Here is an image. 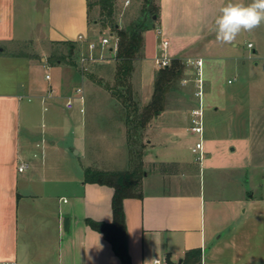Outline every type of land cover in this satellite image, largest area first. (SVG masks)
I'll return each instance as SVG.
<instances>
[{
    "label": "crops",
    "instance_id": "0c3cea01",
    "mask_svg": "<svg viewBox=\"0 0 264 264\" xmlns=\"http://www.w3.org/2000/svg\"><path fill=\"white\" fill-rule=\"evenodd\" d=\"M116 1L117 10L127 13L126 19L142 0ZM229 2L249 4L252 0H158L157 27L170 43L167 56L184 62L203 59L211 69L224 63L226 68L225 56L217 49L221 42L216 39L215 20ZM28 7L42 16L40 23L22 20ZM29 28L34 31L26 32ZM259 35L264 37V23L251 32H241L233 47L244 38L247 46L253 43L257 54L264 46ZM81 36L85 40L80 41ZM92 37L88 0H0V53L31 42L39 46L72 42L75 57L81 58L89 53L87 43ZM106 50L115 62L111 48L99 49L96 55ZM150 50L154 51L151 59ZM143 55L138 66L141 89L150 100L158 71L155 59L162 55L156 30L144 33ZM41 61L39 65L28 58L30 70L43 68L50 82L53 76L63 89L77 80L81 83L78 89L84 88L86 76L80 66L54 68L48 60ZM26 94L42 103L51 96L32 89L27 93L0 91V263L122 264L111 244L87 224V220L113 222L114 189L85 183V169L92 167H70L63 172L61 161L53 165L46 160L44 137L36 138L38 132L30 125L24 134L21 131V113L29 123L34 110L22 108ZM66 97L69 119L80 122L85 104L72 91ZM70 99L75 100L72 110L66 107ZM161 118L148 128L144 157L150 164L164 166V172L157 171L154 178L165 180L149 185L146 175L142 197L124 202L132 264L154 260L162 264H264V151L263 164H259L253 135L233 125L228 138L206 139L202 162L179 155L160 157L156 152L178 143L182 130L166 124L153 136L150 132ZM81 146L80 141L73 143L70 152L76 155ZM22 165L27 168L21 173ZM194 251L200 257L187 259Z\"/></svg>",
    "mask_w": 264,
    "mask_h": 264
},
{
    "label": "rangeland",
    "instance_id": "374dc122",
    "mask_svg": "<svg viewBox=\"0 0 264 264\" xmlns=\"http://www.w3.org/2000/svg\"><path fill=\"white\" fill-rule=\"evenodd\" d=\"M90 1L92 4L90 18L92 21H96L91 25L92 39L95 42H100L110 33L113 34V31L111 27L103 25L102 10L100 5H97L99 0ZM143 8L144 5L141 1L137 9L132 10L126 19L124 18L127 13L124 15V13L117 11L119 14L117 13L116 22L125 27L133 22L141 21L144 18ZM26 12L21 15L24 22L25 19L31 23H40L43 20L42 16L32 12L29 7ZM31 31L34 30L31 28L26 30V32ZM32 33L35 34V32ZM150 36L152 37L153 34ZM259 36L263 41V35ZM217 49L225 56L227 67L225 68L224 63H221L218 69L214 67L211 69L207 62L204 64V80L208 84L203 99L205 108L203 141L206 139H226L228 138V131L233 130L232 127L235 125L243 134L253 135L256 159L259 164H263L261 160H263L264 151V46L255 54L253 49L248 48L246 39L243 38L239 40V46L236 48L233 47V43H221L218 44ZM4 51V53H0L1 92L20 91L27 93L28 90L32 89V91H41L47 95L51 94L44 103L41 102V99H35L26 94L21 103L24 111L34 109L29 118L30 124L26 123L25 113L23 115L21 113L22 134L30 125L35 133L38 132L36 138L44 137L46 141L44 146L45 157L48 162L53 164L56 161H61L63 172H66V169L70 167L83 169L87 166L108 172H123L132 170L138 163H142L144 171L142 190L146 175L149 179H147L149 185L157 186L161 184L159 182L165 180L163 176L158 177L156 175L154 178L157 171L164 172V166L159 167L150 164L144 157L149 127L142 131L138 147H130L128 144V129L125 123L127 110L123 100L116 95V64L111 61L112 55L107 50L103 54L106 61L96 64L90 75L85 78L86 84L82 89L86 96L85 114L81 115L80 122L69 119L68 114L70 113L66 112L64 106L66 95L71 91L76 95L75 91L81 88V83L77 80L72 86H65V91L64 86L59 85L53 76L51 82L45 79L46 72L43 68H35L31 71L28 64V58L39 65L42 64L41 59L44 58L48 60L50 66L56 68L57 65H54V61L51 63V59L58 54L67 57L65 62H68V65L65 67L77 69L80 66V58L70 59L68 46L48 43L39 46L31 42L25 46H15L14 49L4 48ZM12 53L23 57H12ZM147 55L149 59L153 58L154 51H148ZM71 62H75L76 65H69ZM182 62L185 65V62ZM137 66L131 83L134 89L135 102L142 110L151 102L152 98L147 100L142 93L139 67ZM74 74L76 75V73ZM194 79V68L185 65L182 79L167 94L166 109L161 115L162 118L156 122L152 132H150L153 136L157 135L159 128L166 124H175L182 128L178 143L168 144V147H161L156 152L160 157L179 155L186 160H194L199 157L192 153V149L200 138L192 135L187 127L191 112L198 105L194 96L196 89ZM229 81L232 83L230 84ZM22 84H24V88H21ZM133 108L131 106L130 110L134 111ZM217 108L218 111L215 110ZM78 141L82 143V146L80 147L81 150L77 149L75 155V152H70L69 147Z\"/></svg>",
    "mask_w": 264,
    "mask_h": 264
},
{
    "label": "trees",
    "instance_id": "16d2710c",
    "mask_svg": "<svg viewBox=\"0 0 264 264\" xmlns=\"http://www.w3.org/2000/svg\"><path fill=\"white\" fill-rule=\"evenodd\" d=\"M144 8V18L139 22H133L121 26L116 22V17L119 14L117 11L116 0H99L97 5H100L103 14V25L111 27L115 38L118 39V47L115 53V91L116 95L123 100L126 115L125 123L128 129V144L130 147H138L142 131L146 130L151 125V122L161 116L166 109V98L175 85L183 77L185 71L184 63L179 59L172 60L171 66L160 69L156 72L154 93L151 102L142 110L135 102L134 89L132 78L135 67L143 60L144 53V33L151 30H156L160 18V5L158 0H142ZM89 8V25L91 26L96 21L90 18L92 4L88 0ZM118 13V14H117ZM57 45L68 46L70 48L69 57H75L76 44L72 42L59 43ZM67 57L54 55L51 63L54 65H68ZM75 66V62L69 63ZM137 66V67H138ZM96 67H91L90 72ZM90 72L83 73L86 77ZM133 106L134 111L130 108ZM140 148V147H139ZM138 155V152L136 150ZM144 177L143 164L138 163L134 169L123 172H108L93 168L85 169V183L98 184L108 186L114 189L113 197V222L111 224L95 222L87 220V224L96 232L103 235L108 241L116 256L122 264H132V259L129 253L128 230L126 223V214L124 210V202L128 199H137L142 197V181ZM200 257L199 251L190 252V257ZM189 263V260H187ZM195 263V261L193 262Z\"/></svg>",
    "mask_w": 264,
    "mask_h": 264
},
{
    "label": "built area",
    "instance_id": "2783aa9c",
    "mask_svg": "<svg viewBox=\"0 0 264 264\" xmlns=\"http://www.w3.org/2000/svg\"><path fill=\"white\" fill-rule=\"evenodd\" d=\"M130 2H127V5ZM156 32L158 36L160 37V47L162 50V55L157 57L155 59V66L158 70L167 68L171 65L172 60L167 56L166 52L170 46V43L167 39H165L162 35L161 30L157 27ZM80 41L85 40L84 37H79ZM88 46V51L89 53L87 55L82 56L79 59V64L82 73H88L91 70V67L100 63V62H105L106 60L104 59V55H96V52L101 49L104 50L106 48H111L115 53L118 47V39L115 38V36H107L100 40V42H95V41H89L87 43ZM249 49H254L253 43L248 44ZM204 60L203 59H196V60H188L185 62V65L189 68H194L195 71V99L198 103L197 107L194 108L191 112L190 116V121H189V127L188 130L192 135L199 136L200 140L196 143L195 147L192 149V153L195 155H198V159L200 162L204 160V141L203 137L205 134V125H204V113H205V108L203 104V99L206 95L207 92V83L204 80ZM46 79L48 81L51 80V76L47 75ZM231 84L232 81H229ZM76 96L80 100V102L84 105L86 98L84 91L82 89H78L76 91ZM75 106V100L70 99L66 107L68 110H72ZM82 113H85V109L83 108L81 110ZM27 166L22 165L19 168V172H24L26 170ZM0 264H12V263H0ZM146 264H162V261L160 260H154L152 263H146Z\"/></svg>",
    "mask_w": 264,
    "mask_h": 264
},
{
    "label": "clouds",
    "instance_id": "9594fccd",
    "mask_svg": "<svg viewBox=\"0 0 264 264\" xmlns=\"http://www.w3.org/2000/svg\"><path fill=\"white\" fill-rule=\"evenodd\" d=\"M264 23V0L249 4L229 2L220 9L215 20L216 39L221 43H234L241 32H251Z\"/></svg>",
    "mask_w": 264,
    "mask_h": 264
}]
</instances>
